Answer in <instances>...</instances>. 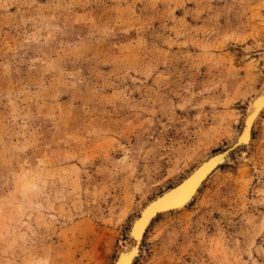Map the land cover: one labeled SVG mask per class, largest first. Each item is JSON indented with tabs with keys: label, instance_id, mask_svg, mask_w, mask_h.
I'll return each instance as SVG.
<instances>
[{
	"label": "rangeland",
	"instance_id": "obj_1",
	"mask_svg": "<svg viewBox=\"0 0 264 264\" xmlns=\"http://www.w3.org/2000/svg\"><path fill=\"white\" fill-rule=\"evenodd\" d=\"M22 2L23 0H0L3 5L0 7V84L4 81L5 73L14 67L11 57L16 54L19 38L23 36L22 30L25 27L32 28L31 24H24L27 14L17 7ZM36 2L40 6L51 2L59 3L61 0ZM64 2L71 3L72 0ZM91 2L95 4V0ZM168 2L173 5L174 16L187 20V25L179 35L174 31L170 32V38L174 41L171 55L179 58L181 70L187 68L191 79L185 83L191 84L194 89L193 98L198 99L200 107L193 105L186 110L182 117L185 123L162 138L159 145L144 144L143 152L138 148L133 158L122 163L125 154L119 150L120 145H112L110 139L95 134L97 130L104 133L115 132L117 125L104 119L102 109L98 110L93 105L85 111L83 101L74 100L65 92L55 102L57 111L62 108L65 111L66 127L63 134L56 133L51 121L49 122L52 135L57 137L53 151L60 152L59 141L64 140L65 149L71 146L74 153L81 154L90 162L84 165L79 160L68 161L59 167L46 168L43 173L26 169L24 173H17L12 178L14 192L21 193L20 199H23L22 194L29 185L40 186L48 181L55 201L52 207L58 217L53 234L48 240V246L53 249L55 264H114L122 249L131 244L129 231L143 207L183 181L205 159L227 149L235 140L234 134L227 135L233 112L245 109V105L250 108L253 98L263 90L264 62L257 63L254 68L250 66L252 62L259 61L260 49L253 46L264 41V0H161V4ZM105 3L106 8L97 10L93 6L66 12V15L83 20L86 12L89 18L94 12L97 18L100 12H104L107 18L117 24V31L120 32L116 17L123 14L129 4L139 6L142 0H105ZM205 3L213 9L211 15L203 7ZM177 4L185 7L178 8ZM218 12L224 14L213 20ZM186 13L193 15L188 16ZM27 18L30 19V16ZM81 27L87 26H77L78 35ZM168 27L172 28L171 23ZM228 29L244 39L223 42V35ZM121 34L129 38L120 39L119 44L115 40L111 44L98 40L93 54L99 59L94 64V69L101 76L119 83L122 89L127 90L132 102L136 103L141 98V78L147 87H151V80L154 79L144 74L146 61L152 58V54L147 50L132 48V41L136 39L134 31ZM83 35L91 39L88 30ZM250 71L254 80L250 79ZM103 83L101 80V85ZM21 90L17 87L16 91ZM202 92L204 97L200 99ZM105 94L111 93L105 90ZM7 95L4 88L0 87V109L8 103ZM52 107L50 102L49 111ZM69 111L74 112L71 118L67 117ZM3 115L4 112L0 110V118ZM120 130L123 131V127ZM254 131L256 139L253 140V150L258 148L260 140H264V121ZM90 132L93 134L89 135ZM67 137L73 138L70 145ZM129 142L135 143V137L120 138V143ZM245 151L242 147L239 153L233 152L231 162L223 168H217L184 208L159 214L154 218L140 245L136 264H191L192 256L185 249L182 233L190 232L191 225L199 223L201 219L204 220V227L195 235L197 243L204 242L199 253L202 264H225L226 261L235 260L232 255L235 246L230 239L225 240L223 248L216 255L211 254L216 230L209 226L208 216L213 220L218 218L211 211L213 198L224 201L225 197L243 199L247 196L252 199L264 192L259 177L253 175L255 168H249L248 161L244 159ZM141 156L143 159H140ZM56 164L58 165V161ZM101 164L109 168V171L98 178ZM74 169L81 171L74 175ZM53 175L56 177L54 189ZM102 179H106L110 185L109 195L103 204H92L89 195L96 190L97 183ZM245 180L249 181L247 185L243 183ZM5 183L0 174V204L4 199ZM76 185H79L82 192L77 191L72 195ZM61 201L70 208L64 207ZM78 201H82L79 210ZM253 207L257 209L254 217L264 220L260 216L262 206L254 204ZM253 227L256 228L257 225L254 224ZM173 238L179 243H173Z\"/></svg>",
	"mask_w": 264,
	"mask_h": 264
},
{
	"label": "snow or ice",
	"instance_id": "obj_2",
	"mask_svg": "<svg viewBox=\"0 0 264 264\" xmlns=\"http://www.w3.org/2000/svg\"><path fill=\"white\" fill-rule=\"evenodd\" d=\"M93 6L99 10L106 8L107 4L105 0H95L94 5L91 0H72L71 3L61 0L59 3L38 6L36 0H23L17 5L27 14L24 24H31L32 28L25 27L22 30L23 36L19 38L16 54L11 57L14 67L5 73L4 81L0 84L8 93V103L0 109L4 112L0 118V174L6 181L4 199L0 204V264H55L53 249L48 246V240L53 234L58 217L52 207L55 201L52 199L48 181L40 186L29 185L22 194L23 199H20L21 193L14 192L12 178L17 173H24L26 169L43 173L46 168L59 167L68 161L79 160L84 165L90 162L81 154L74 153L71 146L65 149L64 140L59 141L61 151H53L57 137L52 135L49 122L51 121L58 134H63L66 127L64 109L57 111L55 108V102L60 95L67 92L74 100L83 101L85 111L95 105L98 110L104 111L106 121L110 120L117 125L115 132L104 133L97 130L95 134L110 139L112 145H120L119 150L125 154L122 163L133 158L138 148L143 152L144 144L159 145L162 138L169 136L185 123L182 117L186 110L193 105L200 107L198 99L193 98L194 89L191 84L185 83L191 79L187 68L181 70L179 58L171 55L174 41L170 38V32L174 31L179 35L187 25L184 17L173 15L172 3L142 0L139 6L129 4L127 10L116 17L120 32L117 31V24L107 18L104 12L99 13V18L95 12L89 18L86 12L83 20L66 15V12ZM0 7L3 5L0 4ZM176 7L185 6L177 4ZM203 7L207 13L212 14L213 9L207 3ZM223 14L218 12L213 20ZM169 23L172 25L171 29L168 27ZM82 25L87 27H81L78 35L77 26ZM85 30L89 31L91 39L84 37ZM133 31L136 39L132 41V48L147 50L152 54V58L146 61L144 74L154 78L151 80V87H147L141 78V98L136 103L132 102L127 90L122 89L119 83L101 76L94 69L99 58L93 54L98 40L109 44L115 40L119 44L120 39L129 38L121 33ZM243 39V36L231 29L223 35V42ZM257 47L260 49L259 61L252 62L250 68L264 62V41L253 46ZM250 79H255L251 71ZM101 80L104 81L103 85ZM17 87L22 90L17 92ZM105 90L111 94L106 95ZM203 97L202 92L200 99ZM50 102L53 105L51 111ZM245 109H239L232 114L227 135L234 134L235 140L227 149L209 159L180 188L155 200L138 215L129 232L131 244L119 253L118 264H136L139 246L143 242V236L151 228L153 218L165 210L184 205L193 191L197 190V186L217 168H223L230 163L232 153H239L242 147L246 149L244 159L248 161V167L255 168L253 175L258 176L260 184L264 186V140H260L258 148L253 150V140L256 139L254 129L264 121V90L259 92L252 106L248 108L245 105ZM73 115V111L67 113L68 118ZM121 127L123 131L120 130ZM126 136H134L135 143H120V138ZM72 139L67 137L69 145ZM80 171L74 169L73 174L78 175ZM108 171L109 168L101 164L98 178L105 176ZM60 174L63 175L62 172ZM52 179L54 189L55 175ZM243 183L247 185L249 181L245 180ZM109 187L106 179L100 180L96 190L89 195L91 203L103 204L109 195ZM77 191L82 192L79 185L73 187L72 195ZM213 199L211 211L218 218L213 220L208 216L209 226L216 230L211 254L216 255L223 248L225 240L230 239L235 246L232 249L235 260L226 261L225 264H264V220L253 215L257 211L253 205L258 204L262 206L260 216L264 217V192L258 198L252 199L247 196L243 199L225 197L224 201ZM61 203L70 208L64 201ZM80 203L82 201L77 202V210ZM61 211L63 212V208ZM254 224L257 225L256 228L253 227ZM202 227L203 219L199 223L194 222L190 232L182 233L185 249L192 256L191 264H202L199 253L204 242L197 243L195 235ZM172 242L179 243L175 238ZM38 256L41 258L37 259Z\"/></svg>",
	"mask_w": 264,
	"mask_h": 264
},
{
	"label": "bare ground",
	"instance_id": "obj_3",
	"mask_svg": "<svg viewBox=\"0 0 264 264\" xmlns=\"http://www.w3.org/2000/svg\"><path fill=\"white\" fill-rule=\"evenodd\" d=\"M263 90H264V87H263ZM258 97V95L255 97V98H257ZM255 98H253V100L251 101V105L250 106H252V104H253V101H254V99ZM221 154V152H219V153H217V154H214V155H212V156H210V157H208L207 159H205L203 162H201L183 181H185V182H187L188 180H190L191 179V177L193 176V175H195L202 167H204V165L209 161V159H211V158H214L215 156H218V155H220ZM183 181H181L179 184H177L176 186H174V187H172V188H170V189H168L167 191H165L164 193H162L161 195H158L156 198H154V199H152L151 201H149L148 203H147V205H145L144 207H143V209L141 210V213H142V211L144 210V208L145 207H147L148 205H150L151 203H153L155 200H157V199H160V198H162L163 197V194H167L171 189H173V188H175V187H177L178 185H180ZM204 181L205 180H203L198 186H197V190H194L193 191V194H192V196L191 197H189V199L185 202V204L184 205H182V206H180V207H178V208H176L175 210H180V209H182V208H184L186 205H188L193 199H194V197L197 195V193L199 192V190H200V188H201V186L203 185V183H204ZM184 182V183H185ZM183 183V184H184ZM182 184V185H183ZM181 185V186H182ZM180 186V187H181ZM180 187H178V188H180ZM177 188V189H178ZM177 189H175V190H177ZM175 190H173V191H175ZM173 191H170V192H173ZM168 212H170V211H168V210H166V211H164V212H162V213H160V214H164V213H168ZM157 217V216H156ZM138 218V217H137ZM137 218H135L134 219V221H133V223H132V225H131V228L132 227H134V224H135V221H136V219ZM155 218V217H154ZM154 218H153V220H154ZM152 220V221H153ZM130 232V231H129ZM143 238H144V236H143ZM129 247V246H128ZM128 247H125L124 249H127ZM139 248H140V246H139ZM140 251V250H139ZM117 258V257H116ZM114 264H118V258L115 260V262H114Z\"/></svg>",
	"mask_w": 264,
	"mask_h": 264
},
{
	"label": "water",
	"instance_id": "obj_4",
	"mask_svg": "<svg viewBox=\"0 0 264 264\" xmlns=\"http://www.w3.org/2000/svg\"><path fill=\"white\" fill-rule=\"evenodd\" d=\"M184 182H185V181H183L180 185H178L177 187L171 189L170 191H173V190L177 189V188L180 187ZM170 191H169V192H170ZM169 192H168V193H169ZM165 194H166V193H165ZM165 194H163V196H164ZM175 209H176V208L168 209V211H173V210H175ZM165 211H166V210H165Z\"/></svg>",
	"mask_w": 264,
	"mask_h": 264
}]
</instances>
